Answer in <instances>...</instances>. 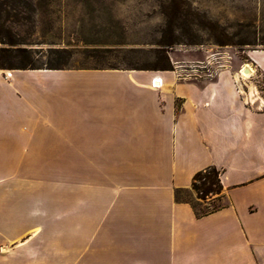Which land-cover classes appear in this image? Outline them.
<instances>
[{"label":"crops","instance_id":"0c3cea01","mask_svg":"<svg viewBox=\"0 0 264 264\" xmlns=\"http://www.w3.org/2000/svg\"><path fill=\"white\" fill-rule=\"evenodd\" d=\"M236 80L0 70V264H264V101ZM210 167L228 205L196 218L175 192Z\"/></svg>","mask_w":264,"mask_h":264},{"label":"rangeland","instance_id":"374dc122","mask_svg":"<svg viewBox=\"0 0 264 264\" xmlns=\"http://www.w3.org/2000/svg\"><path fill=\"white\" fill-rule=\"evenodd\" d=\"M29 2V11L15 8L8 15L0 14V34L7 35V30L23 43L17 48L30 51L35 67L44 68L51 59H57L51 54L55 50L66 52L65 57L58 60L65 69L148 68L154 64L155 52L160 49L166 51L171 65L175 61L204 60L211 53H226L230 57L226 71L234 77L242 65L253 69L254 74L244 82L241 96L244 98L246 94L253 100L250 91L254 88L257 97L264 101V79L249 58L253 51H264V0ZM177 5L183 8L182 15L173 11ZM217 41L228 45L218 46ZM1 48L10 47L0 44ZM16 63V59H7L4 64ZM250 100L248 106L258 107L257 101L251 103ZM66 159L70 158H50L51 163ZM217 159L226 161L225 157ZM239 180V173L228 170L229 182ZM230 193V199L249 195L238 191ZM216 197L201 200L193 190L179 195L180 200L188 201L199 211L227 202Z\"/></svg>","mask_w":264,"mask_h":264},{"label":"trees","instance_id":"16d2710c","mask_svg":"<svg viewBox=\"0 0 264 264\" xmlns=\"http://www.w3.org/2000/svg\"><path fill=\"white\" fill-rule=\"evenodd\" d=\"M174 1V0H171ZM15 8L25 9L27 11L31 8V3L29 0H0V14H9L11 10ZM177 15L181 14L183 8L180 5H177L174 10ZM7 35L0 34V44L6 45L10 47L9 49L1 48L0 49V70H64L65 68L61 67V63H59V59H63L65 57L66 52L64 50L58 51L55 50L51 52L54 54L57 59H51V62L47 63L44 68L42 67H35L32 65L30 60V51L24 48H17V46L23 45V43L18 42L15 40L13 35L6 30ZM216 44L218 46H225L228 45L226 42L217 41ZM162 45H170L169 44H162ZM16 47V48H13ZM13 48V49H11ZM7 59H16V64H7L5 65V61ZM94 69H102V68H94ZM107 69H115L119 70V68H107ZM121 70H142V71H159V72H169L172 70V65L170 60L166 54L164 49H160L155 52V62L152 66L148 68H129V69H121ZM220 175L221 171L210 167L203 171L197 172L192 179L191 183V190L196 192L199 195V199L204 200L207 196L216 195V200H225V195L222 193L223 187L220 182ZM184 192L177 191L175 192V198L179 199V195ZM188 203L195 215L196 218H200L206 216L208 214L214 213L225 208L228 205V202L222 205L213 206L208 210L199 211L197 210L192 204L188 201Z\"/></svg>","mask_w":264,"mask_h":264},{"label":"built area","instance_id":"2783aa9c","mask_svg":"<svg viewBox=\"0 0 264 264\" xmlns=\"http://www.w3.org/2000/svg\"><path fill=\"white\" fill-rule=\"evenodd\" d=\"M229 61L230 57L226 53H211L207 57H205L204 60L190 62L175 61L172 63V70L170 71V73L173 75L176 81L212 80L218 74L228 69ZM244 66L245 65L240 66L236 73V91L239 93H243L242 87L243 85H245L244 82L249 81L254 74V72H252V74L248 78H245L243 74Z\"/></svg>","mask_w":264,"mask_h":264},{"label":"bare ground","instance_id":"6f19581e","mask_svg":"<svg viewBox=\"0 0 264 264\" xmlns=\"http://www.w3.org/2000/svg\"><path fill=\"white\" fill-rule=\"evenodd\" d=\"M252 72H253V69L250 67V65H245V66L243 67V74H244V77H245V78H248V77L251 75ZM153 80H154V81H153ZM153 80H152V82H151L152 87L154 86V88H155V87L160 88L162 82L159 81V80H158V81H155V80H157V79H153Z\"/></svg>","mask_w":264,"mask_h":264}]
</instances>
